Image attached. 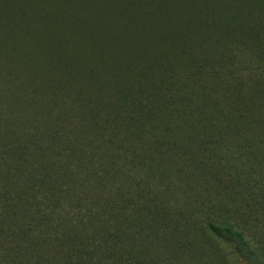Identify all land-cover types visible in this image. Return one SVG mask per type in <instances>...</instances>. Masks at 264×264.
Segmentation results:
<instances>
[{"label":"rangeland","instance_id":"1","mask_svg":"<svg viewBox=\"0 0 264 264\" xmlns=\"http://www.w3.org/2000/svg\"><path fill=\"white\" fill-rule=\"evenodd\" d=\"M208 1L209 11H197L200 14L192 20L196 26L187 27L191 16L181 9L175 13L169 0H0V58L2 62L8 61L0 63L3 121L12 125L9 119L13 114L10 118L4 114L3 106L7 105L15 110L18 124L24 125L18 137L23 148L29 146L28 153L42 151L46 157L61 154L68 158L79 151L88 156L99 155L95 146H88L89 139L94 137L91 130L105 132L106 124L110 128H120L122 164L125 163L122 188L128 196V200L125 196L122 198V207L128 210L140 197L138 186L146 187L150 195L164 193L160 204L171 212L165 222L168 227L173 225L171 216L174 221L184 212L191 214L192 209L196 212L203 209L201 201L214 199L218 194L211 184L226 183V177L232 178L236 173L241 174L245 182L244 186L237 184L236 201L247 207L248 203L261 202L256 215H262L264 0ZM127 4L136 12L128 21L134 28L130 33L122 24ZM169 13L176 15L171 39L175 37L177 24L181 27L178 38L186 43L185 53L139 51V44L156 42V37L148 40L143 36L142 29L151 19L155 20L156 29L168 25ZM71 17L76 29L61 22ZM30 27L32 33H28ZM104 27L113 29V34L95 36ZM49 30L57 33L67 54L47 55L50 42L43 40L42 35ZM131 35V46H127V38ZM74 47L77 59L74 52L68 53ZM143 54L168 76L164 78L152 71L146 79L140 77L144 87L135 90L133 85L137 77L132 68L146 62ZM38 64L47 77L65 76L71 82L55 83L52 87L40 86L41 82H35V77L26 81ZM92 72L97 78L95 75L83 79ZM22 78L26 84L30 83L21 85ZM157 78L167 81L155 86ZM13 82L18 84L14 86ZM25 89L28 91H23ZM124 89L132 92L131 105L123 99L120 103ZM170 94L172 98L167 101L164 95ZM16 100L23 105L14 104ZM173 104L175 107L171 108ZM177 106L185 108L187 121L201 112L203 117L215 120L217 127L228 125V130L223 136L209 138V142L192 139L188 131L193 121L190 124L186 121L184 125L179 119H173ZM119 109L122 113L116 116ZM165 127L171 136L157 134ZM54 130L70 145L74 141L82 144H77L75 151L71 146L62 147L59 139L50 150H43L48 147L45 142L56 139L44 140L46 135L54 137ZM139 135L140 140L133 137ZM197 169L200 171L195 172ZM73 202L89 206L93 199L75 198ZM70 211L72 209H67ZM193 217L197 221L205 218L203 213ZM191 227L190 224L189 229ZM155 248L157 250L149 253L144 251V262L177 264L170 260L169 249ZM190 254V250L182 251L183 257ZM199 262L190 261L189 264ZM230 264L244 262L232 257Z\"/></svg>","mask_w":264,"mask_h":264},{"label":"trees","instance_id":"2","mask_svg":"<svg viewBox=\"0 0 264 264\" xmlns=\"http://www.w3.org/2000/svg\"><path fill=\"white\" fill-rule=\"evenodd\" d=\"M169 1L176 9L175 13L181 9L191 16L187 27L196 26L192 20L200 14L197 11H209L208 0ZM129 7L130 4H127L122 13V16H125L123 29L127 33L134 30L128 21L132 20L133 13L136 15ZM166 19V26L156 29L155 20L151 19L148 26L142 29L143 36L149 38L148 40L156 37V42L139 44V51L158 50L156 52L166 54L168 50H173L180 54L185 53L186 43L178 38L181 27L175 23V37L171 39L176 15L169 13ZM61 22L65 23L66 27L76 29L72 17L68 20L64 18ZM105 28L95 36L113 34V29ZM28 33H32V27ZM42 38L50 42L47 55L67 54L65 46L60 43V38L53 30H49L47 34L43 33ZM131 41L132 35L127 38V46H131ZM71 52H74L77 59L75 47L68 51ZM144 59L146 62L132 68L137 77L133 85L135 90L144 87L145 83L140 77L146 79L152 71L164 78L168 76L155 61L148 60L146 56ZM0 63L6 64L8 61L2 62L0 58ZM40 66L38 64L34 68L31 77H27L26 81L35 77V82H41L40 86L52 87L55 83L71 82V79L66 80L65 76L55 79L47 77ZM95 75L92 72L83 79L87 80ZM157 80L155 86L164 85L167 81L159 78ZM26 81L22 78L20 84L30 83L29 81L26 84ZM17 84L13 82L14 86ZM126 90L124 89L119 100L121 104L123 99L131 105L132 92ZM164 96L167 101L172 98V94ZM146 97L148 99V96ZM16 102L14 104L23 105L18 100ZM173 107L174 104L171 108ZM3 108L4 114L9 118L11 113L13 115L12 120L9 119L12 125L3 121L5 117L0 115V264H152V261L144 262L142 257L146 255L144 251L149 253L156 249L155 247L169 249L170 260L177 264H189L190 261H200L199 264H230L232 257L240 259L244 264H264V209L261 211L262 215H256L259 211L257 206H260L261 202L248 203L247 207L236 201L234 194L237 184L245 185L241 174L236 173L232 178L226 177V183L219 182L218 186L211 184V188L216 189L218 194L214 199L206 198L201 201L203 209H197V212L192 209L191 213H203V220L197 221L189 212H184L174 221L171 216L170 223L173 225L168 227L165 222L171 212L160 204L164 193L153 192L150 195L146 187L138 186L140 197L135 199V203L128 210L122 207V198L125 196L128 200V196L122 188V170L125 163L122 164L120 128H110L106 124L105 132L91 130L94 137L89 139L88 146H95L99 155L88 156L79 151L77 155L68 158H63L61 154L46 157L42 151L26 152L30 147L24 149L22 141L18 138L24 125L18 124L15 110H10L7 105ZM121 109L116 116L122 113ZM177 109L173 119H179L185 125L186 110L178 106ZM191 121L193 126L188 132L192 139H205L209 142V138L223 136L228 130V125L217 127L215 120L203 117L201 112L187 122L190 124ZM53 133L54 137L44 136V140L56 139L51 143L45 142L48 147L43 150H50L59 139L62 147L71 146V150L75 151L76 145L82 144L81 141H74L70 145L59 131L54 130ZM158 133L162 136L172 134H169L166 127ZM139 136L133 137L140 140L141 135ZM199 171L200 169H197L195 172ZM75 198H91L93 203L83 206L73 202ZM67 209L72 211L67 212ZM190 224L192 227L189 229ZM135 246L139 248H134ZM186 249L191 252L187 258L182 256V251ZM228 250L229 254L226 253Z\"/></svg>","mask_w":264,"mask_h":264}]
</instances>
